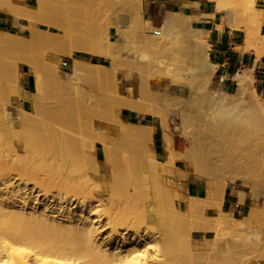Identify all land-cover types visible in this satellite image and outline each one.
<instances>
[{
	"label": "bare ground",
	"instance_id": "bare-ground-1",
	"mask_svg": "<svg viewBox=\"0 0 264 264\" xmlns=\"http://www.w3.org/2000/svg\"><path fill=\"white\" fill-rule=\"evenodd\" d=\"M33 1L31 5L26 0H17L16 5L11 0H0L1 12L27 22L20 24L22 27L31 29L38 24L47 27L45 30H30L29 40L20 42L19 48L12 54L14 60L0 64V264H184L186 257L182 258L184 254L181 249L186 241L187 247H191L190 239L181 238V232L175 231L189 223L195 206L191 200H187L184 207L177 210L174 203L178 192L174 187H169L166 181L187 175L202 183L201 174L209 176L222 169L233 171L236 161L242 157L240 150L245 148L244 143L248 140H243L246 135L238 129V123L224 120L222 115L217 114V107L221 106L224 110L233 103L208 89L218 66L209 59L210 48L206 40L209 31L199 24L192 26V16L187 13L167 10L157 30L178 28L179 32L186 31L185 34L183 31L180 33L182 37L186 35L192 44V52L189 61L185 56L181 58L186 61H183L184 65L181 59L172 63L177 72L173 75L175 71L172 73L171 68L170 81L148 82L141 74L131 76L130 71L134 70V73L136 69L133 63L124 56L119 59L111 47V30L108 26L112 20L109 14L101 12L104 7H110L113 0ZM116 1L123 3L141 19L143 0ZM214 1L216 11L224 15L223 21L216 27L221 30L226 23L232 29L242 31L243 50L255 49L256 42L263 37L260 27L264 22V11L256 7V0ZM81 5L91 11V16L86 25L79 29L68 17L75 15L79 11L77 6ZM181 5L182 9L189 10L197 3L184 0ZM138 19L133 31L138 28L137 33L141 32L138 34L141 38L145 31L142 25L139 27ZM100 23L106 24L105 41L97 37ZM1 33L13 35L4 31ZM12 37L0 36V47H9ZM155 37H144L142 40H146L142 42L159 45ZM31 46L53 48L60 55L68 57L74 52L85 53L102 57L109 63L102 66L73 57L71 71L55 70L56 77L65 79L68 84L75 79L89 82L94 77L100 79L104 73L113 74L117 60L122 64L121 78L114 77L102 94L97 98L94 95L96 99L93 101L92 98V102H82L83 97L82 103L72 101L67 96L60 97L52 105L45 104V99L54 96L55 91L49 85L45 68L36 60L38 56L28 55L29 50L25 52L24 48L31 50ZM260 49H256L257 59L262 55ZM18 62L33 74L34 91L23 86ZM186 63L190 65L188 70L181 66ZM15 75L18 83L13 86L11 79L14 81ZM232 79L237 86L236 101H244L243 96L248 89H251L253 97L258 95L252 86L254 76L247 68L237 70ZM169 83L178 84L173 88L175 91ZM120 84L124 87L120 88ZM134 89L137 90L135 96ZM145 90H151L156 99L168 104L167 124L160 121L164 132L163 159L157 157L153 147L155 125L135 124L124 121L118 115L121 108L141 115H153L152 110L147 109L150 91ZM252 108L262 110L256 101L252 103ZM112 117L120 125L116 129L118 134L115 139L108 138L104 131L103 120ZM41 124L44 126L42 134H39L41 131L38 133L35 127L39 129ZM54 140L57 147L52 143ZM146 141L152 144L149 161L142 155V144ZM240 144L243 149H239ZM254 146L259 150L262 148L260 145ZM245 149L248 152L247 147ZM257 149L254 151L258 154ZM237 150L239 154H236ZM180 161L184 162L186 170L178 168ZM248 161L243 170L245 175L237 179L251 194L248 213L237 218L232 216V212L222 209L226 178L215 179L212 193L216 201L212 207L216 213L210 221L204 220V227L211 229V232L201 233L202 238L236 232L240 227L242 230L243 226L249 232L257 227L261 228V234L264 233L263 225L260 226L264 223V189L263 184L259 185L264 181H257L254 176L253 164L257 167L258 160ZM262 162L263 170L260 172L258 169L259 174L264 173ZM240 191L244 192L242 189ZM261 197L262 203L259 202ZM243 199L244 196L240 194L239 200L243 202ZM74 209H78L79 213L75 214ZM191 254L199 255L192 251L188 255ZM220 257L218 263L219 259L216 261L215 257L212 259L216 263L201 262L236 264L229 254ZM208 259L212 261L209 256Z\"/></svg>",
	"mask_w": 264,
	"mask_h": 264
},
{
	"label": "rangeland",
	"instance_id": "rangeland-1",
	"mask_svg": "<svg viewBox=\"0 0 264 264\" xmlns=\"http://www.w3.org/2000/svg\"><path fill=\"white\" fill-rule=\"evenodd\" d=\"M11 1L13 3H15L16 5L18 4V2H15L17 0H11ZM113 1H114V3L110 7H107V8L104 7L103 8V11L101 12V14L104 12L106 14H109L110 15L109 17L112 20L111 25L110 26L107 25L109 27V29L111 30V34H110L109 39L111 41V47L114 49L115 53H117L118 58L121 59L120 57L124 56V57L128 58L130 62L133 63V67L136 69H135L134 73H133L134 70L130 71L131 76H135L134 74H139V75L141 74V76H143L144 79L145 78L148 79L147 80L148 82H149V80L150 81L151 80H156V81L161 80V81H166V82L170 81V79L172 77V76L170 77V75H172L173 71H175L174 68L172 67V63L178 61L179 59L183 58L184 56H185L184 58L187 61H189V59H190L189 56L191 55V52H192V51H190V49H192V47H191L192 44L190 42H188L186 35H184L183 37L181 36V35L185 34L186 31L182 30L184 32L183 34L180 33L182 31H180V32L178 31V30H180L178 28H176V29L175 28H166V29L158 31L157 28L162 24L163 16L167 10L164 12L163 8H160L158 10V13H156L154 15V17H151V13L149 12V7H148L149 2L151 0H143L141 19H138L137 14H135L134 12H130L125 7V5L123 3L117 2L116 0H113ZM26 3L33 5L34 1L33 0H26ZM258 5H259L258 0H256V7H258ZM77 7L79 8V11L75 15L74 14L70 15L68 18L74 24V26L76 28L82 29L83 26L86 25V23L88 22L89 17L91 16V14H90L91 11L86 9L82 5L77 6ZM172 8H173L172 10H177V11L181 10L182 12L187 13L189 15V13H188L189 10L182 9V7H172ZM168 10H171V9H168ZM190 16H192V15H190ZM196 17L197 16L191 17L192 26H197L198 21L200 20V17H197V19H196ZM2 19H4L6 22H3ZM137 19L140 20L139 27L141 28V25H142V28L145 31V35H143V34L140 35L141 38L138 36V34H140L141 32L139 31V33H137L139 30L138 28H136L133 31V25L137 22ZM147 20H149V21H147ZM185 20H187V19H185ZM20 24H27V22H25L24 20H22L20 18L14 17L10 14H6V13L0 11V36L1 37H12L13 36L12 39H10V43H9L10 46L9 47H0V64H4L6 62H12L14 60L12 54L14 55L15 51H17V49L20 46V42L29 40L30 30H34V29L35 30H40V29L45 30V29H47V27H45V25H43V24H38L37 26H34L31 29H30V27H22ZM99 26H100V28H99V31L97 33V37L99 39H103L105 41L106 36H107L106 35L107 30H105L106 28L104 26H106V24L104 25L103 23H100ZM1 31L7 32V33L13 34V35H6L4 33H1ZM146 34L149 36L150 39L153 37L156 39L155 36H157V41L159 42V45H156L153 43L142 42V41L146 40V39L142 40V38L146 37L148 39V36ZM243 35H244V33H243ZM206 40H207V42L209 44V48H210L209 34L206 36ZM263 44H264V36L261 37L256 42L255 51H256V49L261 48ZM11 47H13V48H11ZM36 47L37 46H31V48L34 50H32V49L30 50V48H24V49H25V52H28V50H29V52L27 53L28 55L34 56L33 54H35V56H38V58L36 57L37 58L36 60H38V62L45 68V72L48 74L49 79H50L49 85L55 91L54 96H50V97H47L45 99L46 100L45 104L50 105V103H51V105H52V102L55 103V101H57L60 97H67V96L71 100L73 99L72 101H78L79 100L78 102H81V98L83 97L82 102H84V103L85 102L86 103L92 102L91 99L93 98V101H94L98 97L99 94H102L103 90L107 89V87L110 85L111 80L115 79L114 77L121 78L120 73H122V64H120L117 60V64H116L117 66H116V69L114 70L113 74H105L104 73L100 79L94 77V79H92L89 82H85L82 79H75L71 84H68V83H66L65 79H63L61 77L60 78L56 77L55 70H57V68H58V69L62 70L63 72L71 71V68H72L71 63H72L73 57L80 58V59H83V60L91 62V63H93L92 62L93 60H96V63L100 64L102 66L109 65V63L107 62L106 59H104L102 57L91 56V55H88L85 53L74 52L72 56L68 57V56L60 55L57 52V50L53 49V48L46 49L43 47H38V48H36ZM24 49H23V51H24ZM260 50H262V48ZM37 51H38V54L36 53ZM19 52H22V51L20 50ZM40 52H42L41 56H40ZM29 53H31V54H29ZM210 53H211V48H210ZM187 57H188V59H187ZM40 58L41 59L43 58L42 60L44 62H42V60ZM209 59L212 60L211 55L209 56ZM181 60H179V61H181ZM183 61H185V60H182L181 62H183ZM185 62H183L182 64L184 65ZM42 63H44V64H42ZM188 63H186L187 65H185V66H183L181 64V66L185 67L188 70V68L190 67V65ZM17 65H18V69H19V71H21V73H22V71H26V70L28 71V73H30L28 68L25 65L19 64V62L17 63ZM171 68L173 70H172V73L170 74ZM247 70L253 75L252 70H250V69H247ZM176 72L177 71H175V73H173V75H176ZM12 75H11V77H12ZM30 76L33 79V83L31 84V87H30V91H34V88H35L34 76L32 73H30ZM13 77H14V75H13ZM15 77L16 78H14V79L15 80L17 79V82L15 80L13 81V78H12L11 79L12 85L18 83V77L16 75H15ZM175 77H173V78H175ZM169 84L172 87V90L174 87H178L177 86L178 84L175 85L176 83H169ZM13 86H16V85H13ZM252 86L255 88V80L252 82ZM121 87H124V85L120 84V88ZM208 89L215 92V94L224 97L227 101L233 103L232 106H229L228 108L224 107V110H222L223 108L221 106H219V108L217 107V112H219L217 114L219 116L222 115L223 117L222 116L221 117L224 120H227V121L229 120V122L233 121L234 123H238L239 126L237 124H235V126L236 127L238 126V129L240 128L239 130L241 132H243L244 135L247 136V137L244 136L246 139L243 137V140H247V138H248V140L246 141L247 143L244 141L245 145L243 143H241V144H243L245 148L247 147V150H248L249 146H250V148H249V150H250L251 146L254 143H255L254 145H256V146L260 145V147L263 148L264 147V96L257 93L258 95L253 97V94L251 93L252 92L251 89H248V90H246V92L243 96V97H245L244 101H242V102H240L239 100L236 101L238 98V93H237V86H236L235 81L233 80L232 85L230 86L229 90H225L222 85H220V84L217 85V78H215L214 75L212 77V80L210 81ZM145 91H150L149 95L147 96V109H151L153 112V115L151 113L141 115V114L135 113V112L130 111V110L125 109V108H121L118 111V115L124 121L132 122L135 124H143V126H144V125H147L144 123L148 121L149 124L155 125V128L153 129V147L155 148V152H156L157 157L160 159H163V156H164L163 133L164 132H163V129L161 127L160 121H163V123L167 124V119H168V116H167L168 107H167V105L168 104L164 101H160V100L156 99L155 96L152 94L151 90H145ZM173 91H175V89ZM35 93H36V91H35ZM79 93H80V95H78ZM81 93L83 95H81ZM95 94H96V96H95L96 98L94 97ZM136 94H137V90L134 89V96ZM84 97L85 98L91 97V98L85 99ZM35 101H37V99ZM254 101L258 102V104H260L262 106V110H257L255 108H252V103ZM227 110H228V114H227ZM130 113H134V114H130ZM226 116L229 118H227ZM113 117L117 118V115H114ZM113 117L108 119L107 121L103 120V122L105 124L104 131L106 132V136H108V138L112 137V139L113 138L115 139L117 137V134H118L116 129H118L120 125H119L118 120H116V119L112 120V119H114ZM147 117H149V119H147ZM38 118H40V117L38 116ZM230 119H231V121H230ZM43 126L44 125L41 124L39 129L35 127V129H37L36 131L38 133L41 131V133H39V134H42ZM168 130H170V132L173 134V131L169 127H168ZM156 134L158 135V138H159V149H160L159 152H157V150H156V142L154 140V135H156ZM55 142L56 141L54 140L52 143L56 144V147H57V142L56 143ZM249 143H250V145H249ZM246 144H248V145H246ZM254 145L252 146L253 148H255ZM142 146H143L142 155L146 160L149 161L150 160V156H149L150 155V147L152 146V144L150 142L146 141L142 144ZM207 147L215 148V147H212L211 145H208ZM240 147H239V149H243L242 145ZM245 148L243 150H240L242 153H240V151L238 152L239 149L237 150L236 154L240 153V154H242V157H240V155H239L240 158H238L237 157L238 155H236V158H238V160L236 161L237 164L235 163L236 169H234L233 171L227 172V171H224L222 169V171L220 170L217 174H213V175H209V176H207V174H205V175L201 174L200 180L202 181V183H197V181L192 180L187 175L177 176L173 180L166 181L168 183L169 187H174L178 192L177 201L174 203L177 210L182 209L184 207V203L187 200H191L195 206V211L189 217V219H190L189 223L186 224V226H184V227L176 229V231H175L176 233L179 232V234L181 232V234H180L181 238H183V239L186 238L185 240H187L188 238L190 239L189 247L190 246L192 247L195 244L192 248L191 247L188 248L187 247L188 244L186 241V245L184 244V246L181 249V251H183L181 253L184 254V255L182 254L183 255L182 258L186 257L185 259H186V261H188V264H190V263L202 264L203 261L204 262H206V261L207 262H213L214 261V263H216L215 260L212 259L214 257L216 258V261L219 259L217 261V263H218V262H220V259H221L220 256L225 255V254L226 255L229 254L230 257H232L233 262L236 264H238L240 262H242L240 264H264V257H263L264 256V233L262 232L263 234H261V232H260L261 228L256 227L255 228L256 231L254 229L255 232L253 231V229H250V232H249V229L246 230V228H243L244 227L243 226L242 230L240 227L239 231L236 230V232L233 231V232L217 233V236H211L208 238H202L201 237V233H204V232L210 233L211 232V229H206L204 227V220L210 221L212 219V216L216 213V210L212 207V204L216 201V199L214 197L215 195L212 193V190H213L212 183L214 181H216L218 178L221 179V177H222V179L226 178L225 179V181H226L225 182L226 192H231V193L237 192L239 195L242 194L244 197H246L247 203L249 206H251L250 191H249V189L243 187V185H241L237 182L238 178H241L245 175V172L243 173V170L245 171L246 167L244 168V166L246 164H248L247 163V162H249L248 160H250V161L252 160L254 162L258 160L256 163L257 167H255V165L253 164V168L255 171L254 176H255L256 180L258 179L257 181H260V180L264 181V176H261V175H264V173L262 172V174L261 173L259 174V170H260V172H261V170H263V162L262 161H264V160L262 158H264V157H262L261 155H263L264 153H262V148L260 149L261 151L259 149H257V147L255 149L252 148L253 152L251 150L250 151L248 150V152L244 151V150H246ZM256 149H257V151H259L258 152V154L260 153L259 155L257 154V152H255ZM243 151H244L245 155L243 154ZM254 152L256 153V155ZM248 153H250V154H248ZM250 155H251V159H249ZM256 156L258 157V159L256 158L257 160L254 159V157H256ZM247 157H248V159H247ZM259 158H261V159L259 160ZM259 161H261V163H258ZM259 164H261V165H259ZM67 166H68V162H67ZM177 166H178V168L186 170V166H185L184 162H182V161L178 162ZM257 172L261 176V179L259 178L260 176L258 174H257V176H259V177H257L255 175V173H257ZM216 175H218V176H216ZM262 184H263L262 187L264 189V182L259 183L260 186ZM241 189L244 190L243 193H240ZM247 194H250V195H247ZM259 202L260 203L263 202L262 197L259 200ZM94 205L95 204L93 203L92 206H94ZM30 207L33 208V205H31ZM35 208H36V206H35ZM73 211L75 214L79 213L78 209H74ZM232 216L239 218L243 215L235 214ZM104 222H105V220H104ZM104 222H102V223H104ZM262 225L264 227V223H262L260 226H262ZM245 230H246V233H244ZM251 231H253V232H251ZM106 232H108V230L105 231L103 234H106ZM194 232H197L199 234H194ZM248 232H249V235H252L250 238L252 241L249 239ZM192 233L194 235H191ZM255 233H257V234H255ZM224 234H227V235L225 236ZM219 235H220V237H219ZM253 240H254V242H253ZM183 243H185V242H183ZM196 245L198 247H196ZM199 245L204 246V248L203 247L200 248ZM210 246L212 247V249L209 250ZM184 249H186V250H184ZM191 251L194 253H197V254L199 253V255H193V256H192V254L188 255V254H190ZM226 251L229 253H226ZM185 254H186V256H185ZM208 256L211 257L212 261H208V260H210V259H208ZM185 259H183V263L187 264ZM191 260L193 262H190Z\"/></svg>",
	"mask_w": 264,
	"mask_h": 264
},
{
	"label": "crops",
	"instance_id": "crops-1",
	"mask_svg": "<svg viewBox=\"0 0 264 264\" xmlns=\"http://www.w3.org/2000/svg\"><path fill=\"white\" fill-rule=\"evenodd\" d=\"M190 1L196 2L197 5L189 8V15L200 17L199 26L209 31L211 59L218 65L214 73V77L217 78V85L220 84L225 90H229L233 82L232 76L237 70L252 69L256 92L264 96V44L261 47L262 55L257 59L255 49L243 50L244 35L242 31H236L224 22L221 30L216 27L223 21L224 17L223 13L216 11V1ZM183 2L184 0H151L148 5L149 12L151 17H154L160 8H163L165 12L168 9L172 10V7H182ZM258 3V8L264 11V0H258ZM2 20L6 22L4 19ZM260 33L264 36V22L260 27ZM32 83L33 79L30 73L27 70L22 71L23 86L30 90ZM222 209L232 212L233 215H246L250 206L246 197L242 202L239 200L237 192H225Z\"/></svg>",
	"mask_w": 264,
	"mask_h": 264
},
{
	"label": "trees",
	"instance_id": "trees-1",
	"mask_svg": "<svg viewBox=\"0 0 264 264\" xmlns=\"http://www.w3.org/2000/svg\"><path fill=\"white\" fill-rule=\"evenodd\" d=\"M80 59V58H79ZM93 63H96V60H93L92 61ZM127 112V111H126ZM130 114H134V113H130ZM147 119H149V117H147ZM144 124H149L148 123V121L147 122H145ZM154 140H155V142H156V150H157V152H159L160 151V149H159V138H158V135L156 134V135H154Z\"/></svg>",
	"mask_w": 264,
	"mask_h": 264
}]
</instances>
